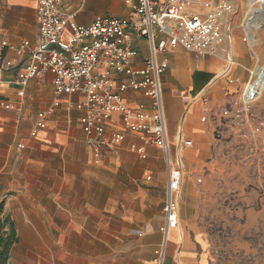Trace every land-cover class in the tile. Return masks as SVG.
Here are the masks:
<instances>
[{
    "label": "crops",
    "instance_id": "obj_1",
    "mask_svg": "<svg viewBox=\"0 0 264 264\" xmlns=\"http://www.w3.org/2000/svg\"><path fill=\"white\" fill-rule=\"evenodd\" d=\"M37 4L38 0H0V55L12 64L10 70L0 74V206L4 204V214L11 217L19 236V243L11 253L10 264H24V261L27 264H141V252L137 247L110 246L107 240L110 236L122 237L125 234L124 228L112 231L109 225L113 221L125 224L122 192L127 183L138 185L137 178L131 174V164L140 157L133 153L131 146L142 147L143 143L139 138L126 134L122 145L105 151L100 167H96L92 163V153L79 124L80 113L65 111L64 102L67 97L60 99L61 105L49 116L47 129L36 138L30 135L38 114L49 109L56 100L51 73L33 80L23 89V97L18 95L22 89L15 85L18 74L28 65L31 53L38 44ZM65 10L74 17L77 24L83 26L90 25L97 17L129 19L133 14L132 7L126 0H66ZM226 37L228 38L227 34ZM133 40L138 50L133 65L136 69H142L149 47L145 40L136 35ZM23 41L29 42V47L21 56L9 49L11 46L19 48ZM242 41L247 42L245 38ZM230 49L234 66L226 79L228 82L230 79L245 81L247 72L252 80L244 85L246 86L255 78L254 71L243 66L245 49L237 39ZM164 58L168 60L169 67L162 79L163 99L170 141L177 153L181 139L191 141L192 147L189 149H193L207 138L208 129L205 124L215 129L213 120L207 123L201 121L204 116L201 99L206 97L212 102L217 101L221 91L223 93L229 89L222 90L218 80L228 65L223 58L187 52L181 48L160 57ZM42 90L49 91L47 98L35 103L33 96ZM125 99L132 108L140 105L149 107L151 103L141 93L132 91L125 94ZM19 145H24L25 148L19 149ZM189 149L183 151L182 161L184 153ZM146 157L145 160L140 159L148 162L143 168L150 175L152 172H159L162 158L159 148L146 146ZM90 172H93V178L96 179L101 199H88V204H81L82 199L76 198L75 175ZM157 176L158 183L154 185L157 191H153L155 200L150 201L146 197L147 201L143 204L142 195L138 191L133 200L136 201L138 210L136 213L132 212L133 216H140L142 204L144 207L145 204L148 205L149 210H159L156 213L162 217V223L157 229L159 245L162 238L160 227L164 223V197L159 191L165 190V185L161 187V176ZM110 191H116V198L110 199ZM8 209L10 211L7 214ZM76 216L82 217L80 225L76 224ZM19 221L23 224V229L26 227V233L22 230L25 236L53 241L36 248L27 247V256L20 255L16 252L21 242ZM27 221L34 223L37 230L33 231L25 225L24 222ZM186 227L187 220L179 216V228L171 232L165 264H182L181 254H194L191 234L184 230ZM150 228L152 230L150 225L143 228L141 238ZM81 234L96 240L104 236L105 241L97 240V245L92 242L72 245L70 238ZM152 255L153 252L145 264H150ZM185 264L193 263L187 257Z\"/></svg>",
    "mask_w": 264,
    "mask_h": 264
},
{
    "label": "built area",
    "instance_id": "obj_2",
    "mask_svg": "<svg viewBox=\"0 0 264 264\" xmlns=\"http://www.w3.org/2000/svg\"><path fill=\"white\" fill-rule=\"evenodd\" d=\"M65 2L38 0V44L15 82L22 89L18 95L23 97V89L33 80L47 73L53 75L56 100L49 109L38 114L30 135L36 138L47 129L49 116L61 105L60 99L67 97L65 111L80 113L79 124L95 163L102 162L105 151L122 145L128 133L137 136L143 143L142 147L131 146V150L142 160L147 158L146 146L158 147L166 162L167 182L164 223L160 227L162 238L153 251L150 264H165L170 233L179 228L183 173L181 155L185 149L192 147V142L181 139L178 155L174 154L167 128L162 82L169 62L160 57L179 48L220 57L228 65L223 75L229 76L234 62L225 44L236 1L126 0L133 10L129 19L97 17L88 26L77 24L74 17L67 14ZM261 6H264V0L254 4L255 8ZM240 28L246 31L243 23ZM134 35L145 40L149 47L142 69L133 65L138 56ZM28 47L29 42L23 41L19 48L11 46L9 49L21 56ZM11 68L9 61L0 58V74ZM229 84H240V80L230 79ZM249 86L250 83L244 87L239 99L229 89L214 102L203 97L202 123L220 119L229 128L243 132L246 141L253 142L262 134L264 121L256 116L253 109L261 93L258 94L255 89L249 91ZM130 91L149 99V107H130L125 99V94ZM24 148V145H19V149ZM260 153L264 156V142ZM137 235L141 238L143 233Z\"/></svg>",
    "mask_w": 264,
    "mask_h": 264
},
{
    "label": "rangeland",
    "instance_id": "obj_3",
    "mask_svg": "<svg viewBox=\"0 0 264 264\" xmlns=\"http://www.w3.org/2000/svg\"><path fill=\"white\" fill-rule=\"evenodd\" d=\"M235 1L236 10L227 30L228 42L225 48L228 45V53L231 52L232 43L236 39L239 40L245 49L243 66L251 68L252 71L255 66H260L264 70V33H258L257 39L261 46L253 49L247 31L240 28L247 14L249 0ZM244 38H248L247 42L242 41ZM245 73L247 75L245 81L238 79L240 84L235 85L229 84L226 77L220 75L218 80L221 82L222 90L229 88L235 98H241L244 85L252 80L251 76ZM48 93L49 91L42 90L33 96V100L35 103L42 102ZM223 93L221 91L219 99L226 92ZM253 109L256 116L264 121V90ZM214 122L215 129L205 124L208 129L207 138L200 142L198 147L189 149L183 155L179 213L182 219L187 220V227L184 230L191 234L194 254H181V262L185 264V259L189 257L193 264H264V156L260 153L264 142V130L251 142L245 140L243 132L229 128L225 121L217 119ZM174 154L178 155V152L174 151ZM161 156L159 172H152V175L143 168L148 162L140 159L133 161L131 174L137 178L138 185L127 183L122 192L125 224L113 221L109 225L112 231L124 228L125 234L121 235L122 237H108V244L137 247L141 252V264L149 260L159 242L157 229L162 223V217L156 214L159 210H149L148 205L145 204L144 207L143 204L147 198L150 201L156 198L153 191H157L154 186L158 183L157 174L161 176V187L166 186L167 166L162 153ZM91 159L96 167H100L101 163H95L93 157ZM127 175L128 173L126 177ZM93 177V172L75 175L76 198L82 199L81 204L84 202L88 204V199H101L96 179ZM138 191L142 195L143 204L140 216H133L132 211L136 213L138 210L136 201H133ZM164 191H159L163 193V197ZM109 194L110 199L116 198V191L112 193L110 191ZM97 203L100 204V201ZM9 211L8 209L7 214ZM81 220L82 217L76 216L77 225L81 224ZM24 223L33 231L37 230L34 223L30 221ZM146 225L152 226V230L150 228L143 238H139L136 233L143 232ZM18 228L21 242L16 252L24 257L27 256V247L36 248L49 245L50 241H53L25 236L26 227L23 229L20 221ZM97 240L105 241V237H99ZM97 240L85 234L70 238L72 245H85L90 242L97 245L99 244L95 242ZM24 264L27 263L24 261Z\"/></svg>",
    "mask_w": 264,
    "mask_h": 264
},
{
    "label": "bare ground",
    "instance_id": "obj_4",
    "mask_svg": "<svg viewBox=\"0 0 264 264\" xmlns=\"http://www.w3.org/2000/svg\"><path fill=\"white\" fill-rule=\"evenodd\" d=\"M256 1H258V0H249L248 1L247 14L245 15V20L243 22V24L246 28V31L249 35L250 46L253 49L255 47L261 46L260 41L257 39L258 33L259 32L264 33V6H261L259 8H255L254 4L256 3ZM253 71H254L253 74H254V78H255L253 81H255V82L250 83L249 91H251L252 89H255V90H258V94H260L264 90V74H262L263 69L260 66H255ZM170 235H171V233H170Z\"/></svg>",
    "mask_w": 264,
    "mask_h": 264
},
{
    "label": "trees",
    "instance_id": "obj_5",
    "mask_svg": "<svg viewBox=\"0 0 264 264\" xmlns=\"http://www.w3.org/2000/svg\"><path fill=\"white\" fill-rule=\"evenodd\" d=\"M19 243L15 223L4 214V204L0 206V264H10L11 253Z\"/></svg>",
    "mask_w": 264,
    "mask_h": 264
},
{
    "label": "water",
    "instance_id": "obj_6",
    "mask_svg": "<svg viewBox=\"0 0 264 264\" xmlns=\"http://www.w3.org/2000/svg\"><path fill=\"white\" fill-rule=\"evenodd\" d=\"M262 74H264V73H262Z\"/></svg>",
    "mask_w": 264,
    "mask_h": 264
}]
</instances>
